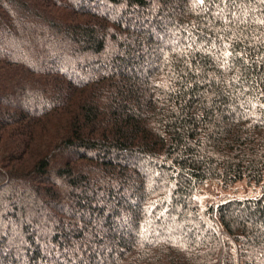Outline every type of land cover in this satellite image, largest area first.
Segmentation results:
<instances>
[{
	"label": "trees",
	"instance_id": "trees-1",
	"mask_svg": "<svg viewBox=\"0 0 264 264\" xmlns=\"http://www.w3.org/2000/svg\"><path fill=\"white\" fill-rule=\"evenodd\" d=\"M264 0H0V264H264ZM235 246V247H234Z\"/></svg>",
	"mask_w": 264,
	"mask_h": 264
},
{
	"label": "rangeland",
	"instance_id": "rangeland-1",
	"mask_svg": "<svg viewBox=\"0 0 264 264\" xmlns=\"http://www.w3.org/2000/svg\"><path fill=\"white\" fill-rule=\"evenodd\" d=\"M263 188L264 183L256 185L250 184L247 181H241L228 189H223L216 182H208L199 188L196 198L203 205L216 204L225 199H244L247 197L259 196L261 195Z\"/></svg>",
	"mask_w": 264,
	"mask_h": 264
}]
</instances>
